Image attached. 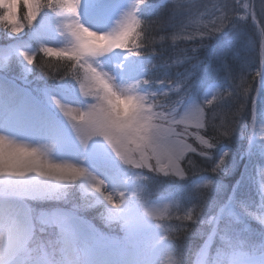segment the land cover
<instances>
[{
  "label": "rangeland",
  "instance_id": "374dc122",
  "mask_svg": "<svg viewBox=\"0 0 264 264\" xmlns=\"http://www.w3.org/2000/svg\"><path fill=\"white\" fill-rule=\"evenodd\" d=\"M99 1L100 0H80L79 8V23L99 34H110L118 30L130 13L135 12L140 19V13L143 14L147 12L152 2L146 0V3L143 5H138V0H106L95 10V4ZM19 2L20 0H0V7L15 5ZM20 7L19 15L21 12ZM70 19L72 18L60 14L58 10L42 8L40 15L32 25H28L27 22L21 18V22L25 27L24 31L19 35L13 34L5 25H0V33L3 34L4 32L10 31L7 38L13 41L9 46L0 45V71L5 73L6 76L19 79V84H14L15 88L30 95L33 103H38L39 106L46 109L48 112L54 113L53 118H56L59 124L61 123L60 117H65L67 120L70 119L58 106L57 101L61 105L75 108L78 111L84 110L79 98L70 99L69 97H64L66 93H62V91L57 89L60 85L53 88L54 82L51 80V75L56 73L58 74L57 76H59L62 72L67 73L68 69H54V63L52 65L53 69L46 68L44 65L49 63L52 64V62H50L52 58H59L55 56H45L41 49L44 47L68 49L74 46V38L66 28V24ZM37 21L42 24L41 27H37ZM32 30H39L38 38H40L43 46H37L38 44H36L37 47L31 45L32 39L28 40V38H26L28 34L31 36L30 32H32ZM38 52L42 53L41 62L44 61L43 68L47 70L49 78L42 76L45 75L46 72L42 71V67L38 70L39 73L38 71L35 72L34 65H29L24 58V54L36 57ZM112 52L113 50L105 53L103 56L93 58L90 62L96 66L98 70L106 73L110 77L117 90L124 91L134 84H140L137 91L141 94H147L148 92L142 89L141 82L143 78H141L142 75L139 73V70L141 71V69H143L141 67V62H136L134 60V55L122 49L121 52L123 57L121 62L117 61L114 59V56L111 55ZM35 62H37V59ZM69 64L70 62L68 61L66 66L69 67ZM116 71H118L119 76H117ZM35 74L38 75L35 76ZM64 75V80L75 85L77 88V96L86 97L81 91L80 84H74L76 78L71 74V71H69L68 76ZM36 84H40L44 88L37 89L38 87ZM61 85L62 87H66L63 84ZM216 93L217 91L215 88H210L207 93L203 94L202 103L204 104L205 101L212 99ZM87 97L92 99L90 106L95 103V100L91 96ZM193 103V105H195L196 100L193 101ZM55 112H58L60 117H57ZM208 117H211V115ZM60 125V127H56L55 131L58 149L55 150L56 153H53L52 156L56 158V162L58 164H71L86 169L90 175L103 181L106 194H111L116 198L123 194L125 200L120 208L114 209L108 204L103 195L91 191V186L86 181H83L79 186V190L73 188L64 199L34 201L32 207L36 209L37 215L45 220H55L62 228L67 229L70 241L73 245L74 256L79 264H87L88 261L111 253L116 254L118 257L121 251L125 249V245L130 249L128 253L131 251V255L135 253L136 264H160L165 252L173 245L163 240L165 234L163 228H161L160 225L159 227L157 223H154L156 221L145 209L163 208L165 205H171L173 207V200L172 197H164V199L160 198L156 200L155 204L151 202L145 194H143L141 198V196H139L141 192H138L139 187L145 186L146 178L153 177L157 175L158 172L150 171L147 168L137 169L125 164L115 154L112 147L103 137H92L85 142L79 131L71 134L64 124L61 123ZM176 126L182 127L181 129H177L178 132L183 131V125ZM203 130L204 129L197 130L195 128L188 129L190 135L185 137L186 142L191 144L192 147L196 149V152H189L184 160L181 161V167L184 170L188 167L195 170L196 165L192 164L193 161H190V158H196L198 164L205 165L208 168V172H211L212 175L204 174L202 175L203 177L193 180L194 187L212 193L217 196L218 200H221L223 197L222 195H225L227 191L225 181L228 183L230 178L234 175L237 154L235 150L228 145L222 146L220 150L217 151L214 148H203L195 136L197 131H199L201 136H204ZM247 130L243 151L246 154V159L248 155H251L254 164L259 162L256 167L259 172V175L256 176V180L258 181V186L256 185V188L258 187L257 189L260 196L257 205L261 207V203H263V210L261 209L260 212H255L254 210L249 211L250 209L247 205H245L246 210H243L242 207L238 206L235 202L232 191L225 207H220L217 213L210 217L208 226L212 227V230L201 244L199 250L196 251L191 264H194V262L195 264H209V261L211 264H264V255L256 257L252 255V253H246L243 248L250 242L247 238H241L242 233L261 234V241L258 242L259 240H257L251 248L264 244V224H261L257 219V217L264 215V108L259 112L257 105L251 106V115L247 123ZM209 132L214 133L211 129H209ZM11 138L12 137L7 136V139ZM235 144L239 145L240 141L238 140ZM234 148L236 149L235 146ZM202 151L207 153V157L201 155ZM225 153H227V156L225 157L223 167L220 170L214 171L216 163ZM118 161L123 163V170L121 171L117 168ZM82 162L87 163L88 167L80 165ZM94 164H102L108 166L110 169H104L103 172L106 173L105 176L98 175L95 174V171L99 173L102 172L96 169L94 170ZM208 165H213V167L211 166L212 168H209ZM242 171H244V167ZM213 174L216 176H213ZM127 175L132 176L131 187L127 185ZM166 176L172 177L174 175ZM116 177H120L125 184L122 185L123 183H118ZM176 177L179 178V176ZM157 186L158 185H156V187ZM130 191L132 193L131 195ZM261 197H263V199H261ZM55 203L70 207L76 211L81 209L84 213L90 211L89 209L93 210V208L101 210V212L95 211L93 213L92 216L95 219L94 221L100 222L104 230H107V232L111 231L113 236H111L109 232L106 233L100 226L97 227L94 221L93 223L90 222L94 227L91 224L90 226L84 220L78 219L72 212L63 209V207H58V205H53ZM249 206L251 207L250 204ZM223 213L226 218L229 217L231 220L228 226L234 227L235 225L237 228V236L240 235L241 238L237 240V243L232 245L226 242L230 237L225 236L224 233L221 234L223 230H220V225L217 228L218 223L220 224L222 221L220 217ZM175 216L173 211V217ZM172 220L173 218L167 221L170 226L172 225ZM257 229L260 231L257 232ZM94 232H96L97 235ZM216 235L218 237H216ZM218 239H220V242L215 245ZM223 243L225 246H229L228 249H223ZM174 246L176 247L178 244H174ZM214 251H221L222 254H220V252L219 254H213Z\"/></svg>",
  "mask_w": 264,
  "mask_h": 264
},
{
  "label": "trees",
  "instance_id": "16d2710c",
  "mask_svg": "<svg viewBox=\"0 0 264 264\" xmlns=\"http://www.w3.org/2000/svg\"><path fill=\"white\" fill-rule=\"evenodd\" d=\"M150 1L155 5L150 11L145 12L142 18L147 28L146 47L142 49V56L134 58L137 62H141L143 69L139 70V73L142 75H140L143 78L142 81H150L149 84L142 83V89L146 92H167V96L158 97V102L165 106L162 110L167 113L173 108L183 112L193 105L195 100L196 104L202 105L200 97L204 88L216 85L223 99L214 101L211 106H205L206 126L202 131L203 137L214 143L213 148L216 151L228 145L237 154L234 175L228 183L225 181L227 191L225 195H222L221 200H218L217 196L212 193L194 187L195 178L204 174L212 175L205 165L197 163L196 158L189 159L193 161L192 164L196 165V169L192 170L188 167L182 178L175 175V177H169L158 172L157 175L146 178L145 186L143 185L139 191L141 197L145 194L150 197L151 202L155 203L162 197H172L173 208L177 209L174 211L176 216H183L185 210L195 208L193 221L178 220L176 216L171 221V226L175 230V244H178L176 248L178 247L187 258L188 264H191L196 251L211 231L212 227L208 226L210 217L226 204L233 186H235L234 200L238 206L246 210L245 205H247L249 211L254 210L255 212L263 210V203L261 207L257 205L260 196L258 187L256 188V185L258 186L256 176L259 175L256 167L259 162L254 164L251 155H248L246 159L243 146L247 137L251 106L259 92L261 73L264 68V0ZM20 10V17L23 18L25 9L22 5ZM222 15L227 17L223 28L219 31H212L219 24V17ZM252 16L257 23L253 22ZM38 24L39 21L36 22L37 26ZM33 31L30 32L31 36L28 34L29 37L33 36ZM9 34L10 31L0 33V44L9 42L7 38ZM187 36L193 38H184ZM32 43L35 44L34 41ZM41 54L38 52L36 56L37 62L33 64L34 71L42 67V71H46L42 76L49 78L47 70L43 68L44 61L41 62ZM50 62H52L51 65L54 63V69H68L67 73L62 72L59 76L56 73L51 75V80L54 82L53 88L63 84L71 91L75 89V85L68 83L63 77L64 74L68 76L71 71L66 66L68 61L52 58ZM44 66L52 68L48 67V64ZM8 77L14 79L11 76ZM14 80L19 82V79ZM75 80L74 84H80L77 79ZM161 81L166 83L162 84ZM174 85L179 86V91H171V86ZM37 87V89L44 88L40 84ZM256 105L258 111L261 112L264 108V89ZM210 115L211 117H208ZM181 128V126H176V129ZM209 129L214 133L209 132ZM225 132L227 135L224 134ZM238 140L239 145L235 144ZM211 166L208 165L209 168H212ZM243 167L244 171H242ZM213 176L216 175L213 174ZM53 205L72 209L61 206L59 203ZM89 210L87 213L81 209L75 211L93 223L95 220L93 213L101 212V210L97 208ZM230 221V218L225 216L220 223V230H223L221 234L224 233L225 236L230 237L226 241L229 245L237 243L238 239L247 238L250 243L243 248L246 253H252L254 256L264 254V244L251 248L257 240L261 241V234L242 233L240 238V235L237 236L235 225L234 227L228 226ZM95 223L97 227L100 226L104 230L100 222ZM105 232L113 236L111 231L106 230ZM219 242L220 239L215 245ZM222 247L228 249L229 246L223 243ZM219 252L222 254L221 251H214L213 254H219Z\"/></svg>",
  "mask_w": 264,
  "mask_h": 264
},
{
  "label": "snow or ice",
  "instance_id": "6c2138e0",
  "mask_svg": "<svg viewBox=\"0 0 264 264\" xmlns=\"http://www.w3.org/2000/svg\"><path fill=\"white\" fill-rule=\"evenodd\" d=\"M144 3L146 0H138V5ZM21 5L25 9L23 19L28 25L33 24L42 8L58 10L60 14L72 18L66 28L74 38V46L68 49L44 47L41 51L45 56L69 61L71 74L79 81L82 93L95 100L87 111H78L57 101L64 114L78 126L77 130L82 139L87 142L92 137H103L125 164L182 178L185 170L181 167V161L189 152H196V149L186 142L185 137L190 135L188 129L205 128V105L211 106L214 101H221L222 94L218 91L203 105L195 104L183 112L173 108L166 113L162 110L165 106L158 102V97L167 96V92L141 94L137 91L140 84L119 91L110 77L90 62L93 58L115 49H122L134 56L143 55L147 28L135 12L128 14L118 30L110 34H99L79 23L80 0H20L15 5L0 7V25H5L17 35L22 33L25 27L19 15ZM226 19L224 15L219 17V24L212 31L223 28ZM24 58L29 65H33L36 60L35 56L28 54H24ZM261 75L264 78V72ZM141 83L149 84L150 81L144 80ZM171 91H179V86H171ZM146 112L152 115L145 116ZM157 120L160 123H157ZM176 125H183V131L178 132ZM224 134L227 135V132ZM195 136L203 148L214 147V143L201 136L199 131ZM201 155L207 157V153L203 151ZM226 156L227 153L216 163L214 171L223 167ZM30 173L63 181H76L86 176L84 168L52 163L44 159L39 149L16 145L0 136V177L22 178ZM102 185L103 181L97 179L93 187L99 193L102 191ZM105 199L112 203L113 207H120L111 194H107ZM163 209V215L166 216L169 209L177 210L171 205H165ZM194 212L195 208H189L184 211L183 216L175 218L193 221ZM149 215L159 216L161 213L150 212ZM172 218L173 214L170 216V219ZM168 229L174 230L170 225Z\"/></svg>",
  "mask_w": 264,
  "mask_h": 264
},
{
  "label": "clouds",
  "instance_id": "9594fccd",
  "mask_svg": "<svg viewBox=\"0 0 264 264\" xmlns=\"http://www.w3.org/2000/svg\"><path fill=\"white\" fill-rule=\"evenodd\" d=\"M48 67L52 65L49 63ZM144 115L150 116L152 113L146 112ZM156 122L160 123L159 120ZM11 142L31 149L27 145ZM40 151L44 159L54 163L46 150ZM96 180L97 178L90 175L87 170L86 176L76 181L42 177L35 173L22 178L0 177V264H78L67 229L62 228L55 220L39 217L32 203L37 200L64 199L73 188L79 190L83 181L91 186V191L96 192L93 187ZM99 194L104 198L107 195L104 184ZM113 198L120 207L125 200L123 194ZM107 202L114 209L120 208L113 207L112 203ZM145 211L148 214L157 211L161 213L152 218L163 228L165 233L163 240L173 245L165 252L160 264H188L187 258L174 246L175 230L168 229L167 221L170 220L173 210L169 209L167 216L163 215V208H146ZM257 219L264 224V215Z\"/></svg>",
  "mask_w": 264,
  "mask_h": 264
},
{
  "label": "bare ground",
  "instance_id": "6f19581e",
  "mask_svg": "<svg viewBox=\"0 0 264 264\" xmlns=\"http://www.w3.org/2000/svg\"><path fill=\"white\" fill-rule=\"evenodd\" d=\"M16 88L10 87V85L3 79L0 78V99H2V103H0V114L3 116H7L8 123L11 125H14L15 123L20 124V126L23 127H28L31 131H34V140H26V138L20 139V138H11L8 139L10 141H13L18 144H23L27 145L30 148H35L39 150H46L50 159L54 162L57 163L56 160L52 157L53 153L55 152V149L53 148L52 143L48 139V134L50 133L48 130V126L45 125L44 120L38 119L36 117H30L26 115L30 109L28 107H25L22 105L21 102H19V99L16 98V93H17ZM22 100V98H20ZM29 101V99H28ZM43 111V110H42ZM44 112V111H43ZM46 113V111H45ZM32 114V113H31ZM35 116H37L39 113L33 112ZM45 117H47V114H44ZM52 122V126L54 125L53 128L55 127V122ZM46 127L43 128L42 127ZM0 136H4L7 138V136H10L9 134L6 133H0ZM36 139H38V143L36 142ZM42 142V143H41ZM57 142V140L54 141ZM95 174L105 176L104 173H99L95 171ZM93 176V175H92ZM82 236V235H81ZM79 238V237H78ZM98 264V263H95Z\"/></svg>",
  "mask_w": 264,
  "mask_h": 264
}]
</instances>
